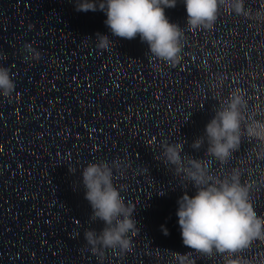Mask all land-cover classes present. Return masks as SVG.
I'll return each mask as SVG.
<instances>
[{
	"label": "water",
	"instance_id": "1",
	"mask_svg": "<svg viewBox=\"0 0 264 264\" xmlns=\"http://www.w3.org/2000/svg\"><path fill=\"white\" fill-rule=\"evenodd\" d=\"M74 2L0 0V66L16 84L0 96V264H178L177 201L195 189L164 162L162 145L185 141L184 153L209 159L206 145H191L235 88L253 115L264 96V0H244L249 17L221 8L212 28L185 29L175 66ZM165 14L186 28L183 0ZM97 33L114 41L109 50ZM25 43L39 60L24 59ZM117 159L113 183L140 231L127 253L92 254L83 232L103 223L90 222L80 170ZM210 164L220 174L224 164Z\"/></svg>",
	"mask_w": 264,
	"mask_h": 264
},
{
	"label": "clouds",
	"instance_id": "2",
	"mask_svg": "<svg viewBox=\"0 0 264 264\" xmlns=\"http://www.w3.org/2000/svg\"><path fill=\"white\" fill-rule=\"evenodd\" d=\"M186 28L170 22L166 8H174L177 0H77L78 12L102 11L105 24L112 36L133 40L139 36L148 45L149 56L175 66L180 63L185 29H210L221 8L240 16L249 17L244 0H183ZM264 15L258 12L257 16ZM97 47L109 50L114 43L107 35L97 33ZM25 60H39L41 53L25 43ZM6 54L0 53V58ZM16 90L10 70L0 66V96L8 98ZM245 139L258 142L260 156L264 157V119L249 114L248 100L242 89H233L227 98L218 101L215 115L206 124L204 134L196 138L191 147L199 150L206 145L205 156L194 158L184 153V142L164 143L162 157L172 166L174 174L195 189L178 199L176 215L183 245L202 257L223 256L225 264H253L243 253L257 242L264 243V217L253 206L250 186L241 180V172L233 169L220 175L213 172L210 160L227 164L238 152ZM120 160L90 162L81 171L84 198L92 209L90 222L103 223L101 230L88 228L83 232L87 250L101 254L127 253L131 250L133 233L140 231L133 218L135 207L121 195L113 183L114 171L121 168ZM75 173L74 171L70 170ZM183 188V187H182ZM165 194V193H164ZM163 194V195H164ZM161 195V196H163ZM164 235L168 229L162 225ZM179 264H191L187 255L174 252Z\"/></svg>",
	"mask_w": 264,
	"mask_h": 264
}]
</instances>
